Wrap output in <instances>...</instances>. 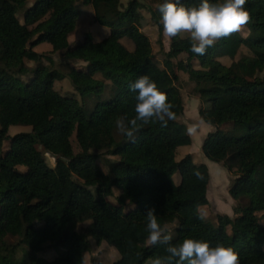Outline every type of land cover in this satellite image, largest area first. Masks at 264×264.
Returning <instances> with one entry per match:
<instances>
[{
  "label": "trees",
  "instance_id": "16d2710c",
  "mask_svg": "<svg viewBox=\"0 0 264 264\" xmlns=\"http://www.w3.org/2000/svg\"><path fill=\"white\" fill-rule=\"evenodd\" d=\"M81 1L94 8L95 22L111 33L101 42L87 35L69 47V38L78 27L81 12L77 4ZM153 1L160 6L166 2ZM201 2L180 0L189 8ZM245 7L251 15L248 37L234 33L204 55H195L190 38L177 36L171 39L168 67L163 68L155 60L150 37L135 22L141 8L138 0L126 9L121 0H0L2 264H86L91 243L77 231L85 222L90 223L88 234L97 246L106 244L118 251L119 260L111 264H130L136 243L140 247L134 264L157 258L170 264L165 245L152 246L146 241V214L152 208L163 228L178 223L173 244L186 238L204 240L212 247L233 248L240 264H264V75L258 76L264 74V0H247ZM157 23L163 32L162 23ZM124 39L134 43L133 51L122 44ZM44 43L52 46L53 53L64 52L68 61L85 62L86 68L67 63L65 74L45 66L36 51ZM243 46L252 52L251 57L230 67L219 61L235 59ZM181 55L187 56L190 79L202 99L210 102L211 113L204 121L214 126L217 119L229 117L236 127L248 129L241 137L217 129L203 143L208 160L239 175L229 191L236 202L234 216L218 214L217 228L200 219L199 209L209 204V167L195 164L191 155L177 160L178 149L192 145L188 127L178 121L185 107L176 86L179 76L174 59ZM26 60L38 66L24 82L18 76L28 72ZM195 61L200 69L193 68ZM99 75L107 82L98 80ZM142 75H148L167 95L175 118L166 126L137 121L134 135L123 134L119 140L116 121L127 123L136 116L137 93L129 86ZM67 78L83 97L107 90L111 99L99 100L88 113L75 94L62 95L55 89L56 82ZM13 126L32 131L10 138ZM74 136L78 153L73 148ZM8 139L11 145L5 152ZM46 154L57 159L55 167L47 164ZM101 155L117 158L109 172L99 163ZM20 166L27 171H20ZM177 174L180 184L174 179ZM115 190L119 192L117 203L109 200ZM127 204L130 209L125 211ZM46 244L61 250L60 256L52 261L38 257ZM20 250L22 261L17 260Z\"/></svg>",
  "mask_w": 264,
  "mask_h": 264
},
{
  "label": "rangeland",
  "instance_id": "374dc122",
  "mask_svg": "<svg viewBox=\"0 0 264 264\" xmlns=\"http://www.w3.org/2000/svg\"><path fill=\"white\" fill-rule=\"evenodd\" d=\"M131 1L133 0H121L122 9H126ZM138 1L141 4V8L136 12L135 22L139 26V28H141V30H143L144 33H146L150 37L153 54L157 63L161 67L167 68L169 61V59L167 58V53L170 50L172 38L166 37L164 33L160 31V27L157 23H161V13L158 10V8L160 7V3L153 0ZM222 2L223 0H219V3ZM33 4L34 1L30 2L28 4V7L32 6ZM77 9L81 12V15L76 31L69 38V47L78 45L85 39L87 35H91L95 42H101L110 35V28L102 26L95 22V11L91 5H87L81 1L77 4ZM240 33L243 37L246 38L250 35V30L245 26L240 31ZM178 37L181 39L190 38L188 34H181ZM122 44L130 51L134 50V43L130 40L124 39L122 41ZM52 50V46L47 43L41 44L36 47V51L43 56L41 62L45 66L57 69L65 74L68 73L67 63L72 64L77 69H84L87 66L85 62L80 60L68 61L65 57L64 52L53 53ZM251 56L252 52L248 48L243 46L235 59L225 57L220 59L219 61L222 62V64H224L225 66L230 67L234 62H238L244 57ZM186 59V55H181L176 60L174 59V62L178 66L179 76V81L176 83V86L182 93L185 107L184 114L179 118L178 121L185 124L188 129L193 125H199V128L193 133L189 132L192 138V145L180 147L177 151V160L181 161L188 155H191L195 164H206L209 167L212 177L209 187V204L201 207L199 210L203 217L208 222L212 223L215 228H217L218 224L216 221V216L218 214L229 215L231 217L234 216V208L236 206V202L231 197L229 191L239 175L237 173H230L224 167V165L213 163L208 160L202 151L203 143L207 136L211 133L216 132L217 129H221L230 137H241L245 133H247L248 129L246 126L236 127L235 123L229 117L217 119V123L214 126L207 124L204 121V116L208 117L211 113L210 102L205 98L202 99L195 83L191 81ZM25 64L28 68V72L26 74L19 75L18 77L22 81L27 82L32 77L33 71L38 66V63L26 60ZM192 64L194 69H200L199 62L195 61ZM263 75L264 74H259L258 76L262 77ZM97 79L101 81L104 80V83L106 81L102 75L97 76ZM55 89L62 95L75 94L80 101L81 106L84 107L88 113L93 111L96 102H98L99 100H107L108 98L111 99V94H109L107 90H105L104 93H93L83 97L75 90L72 81L69 78L63 81L56 82ZM31 131L32 129L30 127L13 126L9 130V137L13 138L18 134L30 133ZM122 136L123 134L121 132L117 133V139L121 140ZM72 143L75 153H78L79 148L75 136L72 139ZM10 145L11 139H8L5 142L4 146L5 152L10 149ZM116 160V157L101 155L99 163L104 170L109 172L110 164ZM46 161L49 166L55 167L57 159L52 157L50 154H46ZM18 169L22 172L27 171V168L24 166H20ZM174 179L176 184H180V174H177ZM75 180L82 183V181L78 177H75ZM92 190L96 191L95 188H93ZM118 195V190H115V195L113 197H110L109 200L113 203H117ZM129 209L130 205L127 204L125 206V211H128ZM89 225V222H85L80 224L77 229L79 233L86 234L91 243V251L86 254V264H111L112 262L119 260L120 256L116 249L106 244L101 246L96 245L94 238L88 234ZM165 229L172 235L174 239L177 236L178 223L168 225ZM11 241L16 242L17 239H12ZM139 247V243H136L133 249L132 260L130 264H134ZM61 253V250H57L51 247L50 244H46L44 246V250L38 253V257L46 259L48 261H52L58 258ZM23 255L24 252L20 250L17 254V260L22 261ZM0 264H2L1 261ZM148 264H153V262L150 261Z\"/></svg>",
  "mask_w": 264,
  "mask_h": 264
},
{
  "label": "clouds",
  "instance_id": "9594fccd",
  "mask_svg": "<svg viewBox=\"0 0 264 264\" xmlns=\"http://www.w3.org/2000/svg\"><path fill=\"white\" fill-rule=\"evenodd\" d=\"M246 3L247 0H223L222 3L202 0L198 7L189 8L183 6L180 0H166L159 8L163 33L168 38L188 34L192 53L204 55L219 40L230 38L251 22ZM129 87L130 91L137 93L136 116L127 123L125 119L116 121V127L122 134L132 137L137 121L143 124L157 121L166 126L169 120L175 118L167 95L148 75L140 76ZM198 128L199 125H193L188 131L193 133ZM195 174L199 176L198 172ZM146 219L147 243L165 245L166 259L170 264H240L239 253L231 247H212L207 241L190 238L173 244L172 235L158 222L154 208L147 211ZM200 219L204 217L200 216ZM153 264H162L161 259H155Z\"/></svg>",
  "mask_w": 264,
  "mask_h": 264
},
{
  "label": "crops",
  "instance_id": "0c3cea01",
  "mask_svg": "<svg viewBox=\"0 0 264 264\" xmlns=\"http://www.w3.org/2000/svg\"><path fill=\"white\" fill-rule=\"evenodd\" d=\"M141 29V28H140Z\"/></svg>",
  "mask_w": 264,
  "mask_h": 264
}]
</instances>
